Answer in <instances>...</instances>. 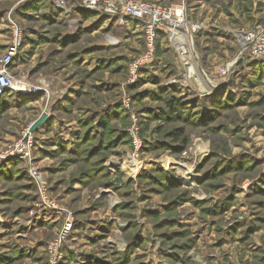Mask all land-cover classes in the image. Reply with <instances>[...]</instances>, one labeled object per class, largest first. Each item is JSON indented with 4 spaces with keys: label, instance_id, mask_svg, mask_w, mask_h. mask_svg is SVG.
I'll return each instance as SVG.
<instances>
[{
    "label": "rangeland",
    "instance_id": "rangeland-1",
    "mask_svg": "<svg viewBox=\"0 0 264 264\" xmlns=\"http://www.w3.org/2000/svg\"><path fill=\"white\" fill-rule=\"evenodd\" d=\"M129 2L183 6L188 26L163 22L151 52ZM257 27L264 0H0V57L22 34L20 89L0 95V264H50L64 211L58 264H264V59L241 37Z\"/></svg>",
    "mask_w": 264,
    "mask_h": 264
},
{
    "label": "built area",
    "instance_id": "built-area-1",
    "mask_svg": "<svg viewBox=\"0 0 264 264\" xmlns=\"http://www.w3.org/2000/svg\"><path fill=\"white\" fill-rule=\"evenodd\" d=\"M90 5L94 1H88ZM185 8L183 6H156L150 5L145 2H129L125 6V14L133 19L146 20V37L147 46L150 51H153L155 40H156V30L163 22H170L173 27H185L188 23L185 19ZM194 32L199 31L198 25L191 26ZM172 34V39L175 40V35ZM241 37L243 44L246 48L251 50V54L254 58L264 59V27H257L252 31L243 34ZM22 34H19L14 43L8 48L7 52L0 57V95L5 94L8 91L16 90L19 87V83L15 82L10 73V64L16 57L19 47L21 45ZM178 42V41H177ZM181 47V46H180ZM181 50V48H179ZM183 52V51H182ZM139 127L137 118H132V125L129 128V135L133 142L135 149L134 155L131 156L130 164L132 167H138L139 161H137L138 153L142 147V141L139 137ZM18 148L24 151L26 148L25 143L21 144ZM41 202L44 206L50 208L52 205L44 191H41ZM67 213L64 218L63 225L58 233L55 241L50 245L49 251L51 255L50 264H58L62 259L61 251L62 248L67 244L72 234L73 227V217L70 212Z\"/></svg>",
    "mask_w": 264,
    "mask_h": 264
},
{
    "label": "bare ground",
    "instance_id": "bare-ground-1",
    "mask_svg": "<svg viewBox=\"0 0 264 264\" xmlns=\"http://www.w3.org/2000/svg\"><path fill=\"white\" fill-rule=\"evenodd\" d=\"M175 35V39L180 43V48H181V51H183V54L182 55H184V54H186V48L184 47V43L186 42V40H185V38H184V36H182V35H179V34H174ZM115 44V42H109V45H114ZM107 46V45H106ZM105 46V47H106ZM115 46V45H114ZM20 88H17V90H19ZM131 166H132V164H131Z\"/></svg>",
    "mask_w": 264,
    "mask_h": 264
},
{
    "label": "water",
    "instance_id": "water-1",
    "mask_svg": "<svg viewBox=\"0 0 264 264\" xmlns=\"http://www.w3.org/2000/svg\"><path fill=\"white\" fill-rule=\"evenodd\" d=\"M46 119V116H42L40 119H38L30 128V133H34L40 127V125H42L46 121Z\"/></svg>",
    "mask_w": 264,
    "mask_h": 264
},
{
    "label": "trees",
    "instance_id": "trees-1",
    "mask_svg": "<svg viewBox=\"0 0 264 264\" xmlns=\"http://www.w3.org/2000/svg\"><path fill=\"white\" fill-rule=\"evenodd\" d=\"M169 105H170V103H169ZM172 114H170V113H167V116H171ZM172 120H174V119H177L175 116L174 117H172L171 118ZM183 131H176L175 133H174V137L176 138V139H179L180 137H182V135H183ZM167 190H169V189H171V187L170 186H166L165 187Z\"/></svg>",
    "mask_w": 264,
    "mask_h": 264
}]
</instances>
